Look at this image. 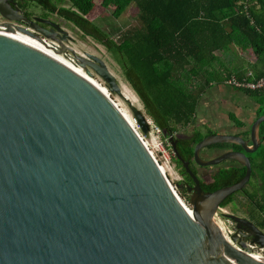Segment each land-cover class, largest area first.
I'll use <instances>...</instances> for the list:
<instances>
[{
  "label": "water",
  "instance_id": "water-1",
  "mask_svg": "<svg viewBox=\"0 0 264 264\" xmlns=\"http://www.w3.org/2000/svg\"><path fill=\"white\" fill-rule=\"evenodd\" d=\"M0 18L6 20L0 24V264H264L252 255L254 247L264 249V234L252 221L231 216L247 229L242 240L223 233L214 217L251 181L247 155L261 144L264 115L252 123L249 140L212 134L194 146L202 168L234 162L246 169L241 182L213 192L203 191L178 139L168 138L194 184L188 209L114 102L14 25L24 20L3 0ZM44 35L33 37L61 45ZM77 62L120 94L104 61L86 54ZM135 119L147 135V118L135 113ZM217 144L244 151L201 161L200 151Z\"/></svg>",
  "mask_w": 264,
  "mask_h": 264
},
{
  "label": "trees",
  "instance_id": "trees-1",
  "mask_svg": "<svg viewBox=\"0 0 264 264\" xmlns=\"http://www.w3.org/2000/svg\"><path fill=\"white\" fill-rule=\"evenodd\" d=\"M34 3L45 12L63 18L86 35L102 43L124 72L126 82L139 96L147 116L161 129L165 139H178V151L185 162L193 157L194 146L204 137L195 130L186 138L177 135L180 128L194 124L200 114L201 99L212 86L226 85L234 75L222 70V55L232 46L250 49L255 55L254 74L236 73L238 80L254 82L264 78V0H102L103 7L113 9L115 18L130 7L138 11V25L121 30L116 40L87 17L93 0H79L73 9H65L61 0H17ZM231 87V86H228ZM255 100L257 108L250 125L229 114L230 121L244 128L237 136L250 138L252 123L264 115V88H234ZM261 144L251 162V181L244 190L230 196L223 204H237L236 195H245L246 211L254 224L264 231V122L259 128ZM239 145L217 144L214 147ZM187 179L180 162L174 159ZM217 172L209 184H201L204 192L232 186L246 176L237 163ZM252 183L251 191L247 188Z\"/></svg>",
  "mask_w": 264,
  "mask_h": 264
},
{
  "label": "rangeland",
  "instance_id": "rangeland-1",
  "mask_svg": "<svg viewBox=\"0 0 264 264\" xmlns=\"http://www.w3.org/2000/svg\"><path fill=\"white\" fill-rule=\"evenodd\" d=\"M61 1L63 2V7L65 9H73L74 11L78 12L74 8V6L79 0ZM137 14V9L132 6L127 10L126 13L122 14L118 18H115L113 15V9L106 10L102 5V0H93V8L91 12L86 15V17L93 24H95L96 26L101 28V30L107 33L111 38L116 40V36L119 31L126 30L130 27L138 25ZM54 20L58 21L57 19ZM58 24L61 25L63 30L66 31L67 34H69V36L73 38L70 41L64 42V49H62V47L57 48L59 57L62 58L65 62L71 63L72 65H76L80 68L82 66L77 62V57H83L86 59V54L95 55V57L104 61L111 74L114 75V77L117 79V84L120 88V94L110 92L106 83L100 77H98L93 70H91V74L88 73L86 68L82 67L81 69L91 80L96 82L101 88L108 91L109 98L120 110L124 111L128 114V116H130L132 123L135 124L136 127L139 126L135 119V113H140L144 115L147 119H149L139 96L126 82L124 78V72H122L121 66L114 57V55L110 53L102 43H100L94 37L86 35L81 29L75 27V25H73L72 23L60 22ZM221 59L222 63L220 64V66L222 70H232L234 75L239 72H243L245 73V75H251L254 74L256 67H261L260 64H256L255 55L250 49L244 51L236 46H232L228 52L222 55ZM221 89L222 93L217 91ZM213 93H218L213 98L215 100L214 107L215 109L217 107V109L216 111H209V113L208 111L206 112V110L204 111L203 103L205 104V102L209 100V96H211ZM220 99L222 100L218 102V100ZM231 100L235 103L234 106L230 103ZM253 102L256 103L253 98L246 95L242 91L234 90L232 87L228 86H214L207 90L206 94L201 99L202 104H200V109L202 111H200V114H198V117L196 118L194 124L190 125L186 129L180 128L177 136L179 138H186L190 136L195 130H199L203 136H208L212 134L231 135L230 132L223 131L225 129L229 131L226 127H209V120L215 121L218 124L232 123L229 119V114L231 112H235L237 113L239 119L243 120L245 123L250 125V121L255 115V105L253 104ZM151 129V135L144 134L145 140L148 142L151 149L153 151L155 150V157H157L160 165L166 169L167 178L169 182L175 188L182 200L185 201V203L187 204L189 203L188 199L179 188V184L183 182L184 177L181 174V170L176 166L174 162L175 158L169 139H165L162 134L158 136L157 129L155 127L152 126ZM238 130L239 128L238 126H236V130L234 131L237 133ZM241 130L243 129L240 128L239 131ZM233 135H235V133ZM160 143H163L164 148L168 149V151L165 150L161 153V151L159 150ZM226 166H228V164L209 167L203 170L197 169V173L205 184H209L212 181L211 179L213 178V176L217 174L218 171L225 169ZM251 188L252 183L248 186L247 191L250 192ZM236 196L237 204L232 203L228 206L221 205L220 209H218L217 213L214 215L215 221L220 222L222 224L229 237L232 234L229 225L232 228L234 224L233 220L231 219V216H236L245 219L249 218L248 212L246 211L248 200L245 198V195ZM252 223L254 222L252 221ZM258 229L261 230L260 228ZM261 231L264 234V231ZM252 255L262 258L264 260V249L254 250Z\"/></svg>",
  "mask_w": 264,
  "mask_h": 264
},
{
  "label": "flooded vegetation",
  "instance_id": "flooded-vegetation-1",
  "mask_svg": "<svg viewBox=\"0 0 264 264\" xmlns=\"http://www.w3.org/2000/svg\"><path fill=\"white\" fill-rule=\"evenodd\" d=\"M3 1L6 4L10 5V7L12 9H17L19 16L21 17L22 20H24L22 22H13V24L28 30L30 33L33 34V36H36V37L41 38V39H45L44 34L52 36L61 43V45L58 48L62 47V49H64V42L65 41H70L71 39H73L72 37L69 36V34H67L66 31L63 30L61 25L58 24L60 22H68V21H65L63 18L56 16V15L48 14L42 8H40L39 6H37L34 3L24 5L23 2H19L17 0H3ZM54 19H57L58 21H55ZM41 20H48L53 25H47V24L41 22ZM5 22H6V20H4L3 18H0V24L5 23ZM68 23H70V22H68ZM244 139L249 140L250 138L244 137ZM229 145H232V144H229ZM239 147L241 148V150L238 148H235L234 146H225V147L224 146L223 147H214V145L209 146V147H206L200 151L199 158L201 161L207 162V161H211V160L220 158L227 153H243V151H244L243 148L241 146H239ZM188 163H189V169L191 170L193 175L199 181L200 186H201V184H205L202 181V179L200 178V176L198 175L197 169L203 170V169L209 168V167H205V168L200 167L199 165H197L195 163L194 157H192V159ZM222 164H228V166H226L225 169H229V168L234 167L233 162H223ZM222 164H220V165H222ZM212 167H215V166H212ZM193 187H194V184L188 176H187V179L184 178L183 182L179 184V188L187 197L188 202H189L191 193L193 192V190H192ZM230 204H232V203H230ZM230 204H228V205H230ZM228 205H226V206H228ZM231 219L233 220V223H234L233 227H232V229H233L232 234L238 233L239 234L238 238L243 240L244 238L242 237V234H247L246 227L244 225L237 226L235 220L233 218H231ZM247 219L252 221L250 218H247ZM250 240H251V238H247L246 242L249 243ZM254 250H258V247H256V249H254Z\"/></svg>",
  "mask_w": 264,
  "mask_h": 264
},
{
  "label": "built area",
  "instance_id": "built-area-1",
  "mask_svg": "<svg viewBox=\"0 0 264 264\" xmlns=\"http://www.w3.org/2000/svg\"><path fill=\"white\" fill-rule=\"evenodd\" d=\"M226 85H228V86H231V87H234V88H244V89H250V90H259V89H263L264 88V78H262V79H259V80H257V81H254V82H249V81H246V80H243V81H241V80H238L236 77H234V76H232V77H230L227 81H226V83H225ZM108 97H109V95H108ZM148 120V124H149V128L151 129V127L153 126V127H155L156 129H157V133H158V136L160 135V134H162V131H161V129H159L155 124H154V122L152 121V119L151 118H149V119H147ZM133 125V124H132ZM139 126V125H138ZM133 128L135 129V131L138 133V135H139V137L141 138V140L145 143V145L147 146V148L149 149V151H150V153H151V155L153 156V158L155 159V161H156V163L158 164V166L161 168L162 166L160 165V163H159V161H158V159H157V157H155V150L153 151L152 149H151V147L149 146V144H148V142L145 140V135L143 134V132H142V130H141V128H140V126L139 127H136L135 126V124L133 125ZM153 129V128H152ZM151 129V130H152ZM154 130V129H153ZM150 132V131H149ZM154 133H155V131H154ZM151 135L152 134V131L150 132V133H148V135ZM159 150L161 151V153H162V151H165V150H167L168 151V149H165L164 148V144L163 143H160L159 144ZM158 150V151H159ZM163 168V167H162ZM165 171H166V169L165 168H163ZM162 170V169H161ZM167 172V171H166ZM166 177H167V175H165ZM175 189V188H174ZM181 198V197H180ZM182 199V198H181ZM183 201V200H182ZM184 203H185V201H183ZM185 206L188 208V209H191V206L189 205V203H185ZM254 249H256V247H254ZM258 250H260V249H258ZM261 250H263V249H261ZM260 259H262V258H260Z\"/></svg>",
  "mask_w": 264,
  "mask_h": 264
},
{
  "label": "crops",
  "instance_id": "crops-1",
  "mask_svg": "<svg viewBox=\"0 0 264 264\" xmlns=\"http://www.w3.org/2000/svg\"><path fill=\"white\" fill-rule=\"evenodd\" d=\"M225 85H220V87H224ZM212 87H214V86H212ZM211 87V88H212ZM216 87H218V86H216ZM218 92H220V93H222V89L221 90H217ZM216 91V92H217ZM216 94H218V93H213L211 96H209L210 98H209V100H205L206 102H205V104L203 103V106H204V111L206 110V112L208 111H216V109H217V107H216V109H215V100L213 99L214 98V96L216 95ZM229 98V97H228ZM222 99H220V100H218V102H220ZM231 104H233V106H234V102L231 100V102H230ZM253 104L255 105V109H254V113H255V110H256V104L253 102ZM218 106H220V105H218ZM232 106V105H231ZM236 106V105H235ZM210 113V112H209ZM231 113H233V112H231ZM234 114H236L237 115V113H235L234 112ZM255 116V115H254ZM211 122V123H210ZM208 126L210 127V126H213V127H215V128H221V127H223V128H227L229 131H227L226 129L225 130H223L224 132H230V134H238L240 131V128H239V132L237 131V133L234 131V130H236V126L233 124V123H228V124H218L217 122H215V121H210L209 120V124H208ZM244 129V128H243ZM242 131V130H241Z\"/></svg>",
  "mask_w": 264,
  "mask_h": 264
},
{
  "label": "bare ground",
  "instance_id": "bare-ground-1",
  "mask_svg": "<svg viewBox=\"0 0 264 264\" xmlns=\"http://www.w3.org/2000/svg\"><path fill=\"white\" fill-rule=\"evenodd\" d=\"M14 31H17V30H15V29H13ZM17 32H20V31H17ZM20 33H22V32H20ZM23 34H25V33H23ZM26 36H29V37H31V38H33V39H35V40H37L38 42H40L42 45H44L45 47H47L52 53H54L55 55H57V57L59 58V59H61L62 61H64L62 58H60L59 57V55H58V50H57V47H58V45H53V46H50V45H47L46 43H44V42H41V41H39L38 39H36V38H34V37H32V36H30V35H28V34H25ZM48 44H49V42H48ZM65 62V61H64ZM66 63H68V62H66ZM68 64H70V65H72L71 63H68ZM73 67H75L76 69H78L80 72H82L83 74H85L84 72H83V70L80 68V67H78V66H76V65H72ZM86 75V74H85ZM87 76V75H86ZM88 77V76H87ZM93 81V80H92ZM94 82V81H93ZM107 96H108V91H106L105 89H103V88H101L96 82H94ZM128 98H130V97H128ZM132 101V100H131ZM117 109L119 110V112L122 114V115H124V117L130 122V124L132 125L133 123H132V121H131V119H130V116H128V114L127 113H125L124 111H122V110H120L118 107H117ZM134 125V124H133ZM132 125V126H133ZM161 169H162V171H163V173L165 174V175H167V173H166V171L161 167ZM216 224L218 225V226H220V228H221V230H222V232L223 233H225L227 236H229L227 233H226V231H225V229H224V227L222 226V224L220 223V222H217L216 221ZM253 257L254 258H256V259H258V260H260V258L259 257H257V256H254L253 255Z\"/></svg>",
  "mask_w": 264,
  "mask_h": 264
}]
</instances>
